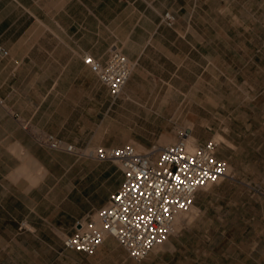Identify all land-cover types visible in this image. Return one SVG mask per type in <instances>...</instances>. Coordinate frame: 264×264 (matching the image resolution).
Here are the masks:
<instances>
[{
  "label": "crops",
  "instance_id": "1",
  "mask_svg": "<svg viewBox=\"0 0 264 264\" xmlns=\"http://www.w3.org/2000/svg\"><path fill=\"white\" fill-rule=\"evenodd\" d=\"M216 20L210 0H0V264H210L234 254L227 249L255 246L231 234L264 230V195L247 190L250 180L224 176L241 187L234 201L212 191L195 196L192 219L140 260L111 235L91 253L69 249L63 237L107 202L122 170L37 139L50 133L83 149L130 138L144 150L165 144L145 148L137 137L169 139L146 121L194 119L195 104L209 112L221 102L206 77L200 98L193 84L194 64L210 70ZM113 46L132 63L115 99L82 61L84 54L105 61ZM201 130L187 133L194 145L206 142Z\"/></svg>",
  "mask_w": 264,
  "mask_h": 264
},
{
  "label": "rangeland",
  "instance_id": "2",
  "mask_svg": "<svg viewBox=\"0 0 264 264\" xmlns=\"http://www.w3.org/2000/svg\"><path fill=\"white\" fill-rule=\"evenodd\" d=\"M210 16L219 21V32L211 34V46L208 54L205 55L211 61L210 70L202 73V66L194 64L193 84L194 91H198L195 95L200 98L203 85L206 84L203 79L206 77L210 85L214 86L210 89L220 96L221 102L211 103L209 112L203 111L201 103L195 104L194 119L181 118L177 121L162 119L145 122L147 129H154L156 133L165 131L169 136L167 140L159 141L158 139L163 136L157 135L137 138L146 140L148 144L145 148H147L152 143L173 142L179 138L180 133H189L194 127H202L204 137L202 142L217 139L216 134H220L225 140H218L217 148L224 149L219 157L227 163L228 175L226 176H239L250 180L254 188L247 190L264 195V0H210ZM213 62L218 67L213 66ZM205 66L207 69V65ZM178 83L184 82L179 80ZM37 139L46 145L42 137ZM127 141L136 147L131 138ZM75 155L87 157L83 154ZM108 161L119 167L116 161ZM240 189V185L222 178L199 188L195 196L199 201L207 191H212V194L216 193L220 199L223 197L226 202L232 203L235 193ZM194 200L189 211L181 212V219L177 224L174 220L172 232L168 238L175 235L192 219L195 209ZM96 210L80 221L91 218ZM211 234L210 236H214L218 233ZM239 235L252 245L256 241L255 246L227 249L234 254L220 256L218 263L210 264H264L262 227L259 226L257 231L231 234L235 240L239 239ZM200 250L213 251L214 249ZM169 259L170 257L167 258V262ZM197 261L203 263L206 259L200 256Z\"/></svg>",
  "mask_w": 264,
  "mask_h": 264
},
{
  "label": "built area",
  "instance_id": "3",
  "mask_svg": "<svg viewBox=\"0 0 264 264\" xmlns=\"http://www.w3.org/2000/svg\"><path fill=\"white\" fill-rule=\"evenodd\" d=\"M174 16L165 11L162 21L171 25ZM2 55L6 50L0 49ZM82 61L96 73L110 96H119L132 69V63L116 46L101 61L84 54ZM186 132L173 142L153 144L145 150L133 144L96 146L82 149L50 133L42 141L51 148L96 159L116 161L123 174L120 186L107 202L87 220L76 222L63 237L65 247L93 252L107 235L113 236L135 260L144 258L172 232L177 213L189 211L196 191L227 174L226 161L216 155L218 141L188 147Z\"/></svg>",
  "mask_w": 264,
  "mask_h": 264
},
{
  "label": "bare ground",
  "instance_id": "4",
  "mask_svg": "<svg viewBox=\"0 0 264 264\" xmlns=\"http://www.w3.org/2000/svg\"><path fill=\"white\" fill-rule=\"evenodd\" d=\"M185 142H186V145H187L188 147H193V146H194V144H193V136L190 135V134H188V136L185 137ZM141 147H142V146L136 144V148H137V149H141ZM180 215H181V212L176 214V216H175V221H176V222H177V220L179 219ZM158 245H159V244H158Z\"/></svg>",
  "mask_w": 264,
  "mask_h": 264
}]
</instances>
